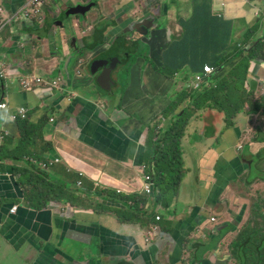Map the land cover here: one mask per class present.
Listing matches in <instances>:
<instances>
[{"label": "crops", "instance_id": "0c3cea01", "mask_svg": "<svg viewBox=\"0 0 264 264\" xmlns=\"http://www.w3.org/2000/svg\"><path fill=\"white\" fill-rule=\"evenodd\" d=\"M28 1L0 0V68L7 72L3 100L8 104L3 119L21 107L29 109L35 123L50 117L44 133L54 148L46 156L48 160L58 158L59 163L44 172L65 187L64 195L74 202L36 210L27 203L19 174L14 172L18 161L0 157V264H211V260L225 264L224 247L232 252L235 242L244 239L251 245L254 233L264 234V218L259 217H264V211L258 214L250 207L251 195L245 187L242 191L240 183L241 179L246 183L253 160L264 152V143L245 140L248 134L242 126L250 115L239 117L240 130L227 133L216 112L196 115L201 120L191 121L183 140L187 173L180 198L166 207L159 203V194L145 195L143 177L144 169H154L151 163L171 125L163 112L172 102L177 80L161 75L150 84L151 67L140 60L121 96L115 77L105 91L93 75V63L120 46L122 31L144 23L133 20L140 5L151 6L163 17L167 13L170 24L179 26L198 15L199 9L204 11L198 4H210L221 18L223 12L226 18L235 19L240 29L244 21V27L257 25L264 0H192L190 4L179 0H45L41 17L15 18ZM78 7L88 9L67 15ZM179 30L184 32L180 26ZM240 30L241 37L248 31ZM157 51L152 49V55L159 56ZM89 53L94 60L88 64ZM116 65L118 74L122 68ZM24 76L50 81L26 92L21 88ZM256 79L260 94L254 91L260 98L264 59L249 78ZM58 80L60 88L50 84ZM4 120L0 122V149L6 134L13 140L8 145L11 150L22 133L17 122ZM149 143L151 155L145 154ZM19 166H28V160ZM239 170L244 178L236 177ZM113 195L140 196L147 199V205L137 210L133 202L113 201ZM116 209L139 217L122 222ZM236 261L230 264H240ZM258 261L264 264V259Z\"/></svg>", "mask_w": 264, "mask_h": 264}, {"label": "trees", "instance_id": "16d2710c", "mask_svg": "<svg viewBox=\"0 0 264 264\" xmlns=\"http://www.w3.org/2000/svg\"><path fill=\"white\" fill-rule=\"evenodd\" d=\"M181 3H192V0H179ZM257 1V0H253ZM194 4L196 2L194 1ZM203 6L205 9L198 10V15L192 16L191 20L186 23H181L184 28L183 34L173 41L165 48H163L159 55L162 59L160 68L157 66L159 63L153 62L148 57V63L155 65L156 69L161 72L169 80L174 78L180 73H186L185 80L177 79L176 87H180L179 91L175 90L170 95L171 104L168 109L163 113V117L170 120L171 125L167 131L166 137L163 141V146L160 151H157L158 157L152 161L155 171V182L159 190L158 201L166 207H170L172 203L178 198L181 186L187 169L185 168L183 140L186 137L188 128L192 119L200 112L218 111L225 115V121L228 123V128L234 127V120L238 114L244 113L249 107L250 112L261 109V106L252 102L253 94L246 88L248 85L249 74L252 61L256 59H264V56L258 55L257 51H262L263 46L258 45L255 48L248 50L251 43L257 37L259 24L256 27L248 28L242 26V30L250 29L246 32L245 36L241 37V30L238 28L236 20L226 18L222 12L221 18L218 13L212 11V5L198 4L197 7ZM185 6H181L184 10ZM245 22V21H244ZM247 24V23H246ZM50 31V30H49ZM96 44H103L100 41H94ZM124 40L120 41L119 47H112L106 56L101 59L117 61L118 59H128L125 67V72L121 75V85L123 93L127 91L130 85L131 71L134 62L126 57V53H141V49L133 51L132 49H125ZM135 59V56H133ZM249 60L248 67L244 71L238 69L243 66L245 61ZM118 62V61H117ZM205 67H212L216 73L210 77L204 75ZM231 69L225 76L220 74ZM202 75L204 81L209 83V86L199 92L196 91L195 86H189L190 78ZM4 81L0 78V100L4 95ZM6 82V81H5ZM191 88V90H190ZM190 90V91H189ZM197 93V94H196ZM196 95V96H194ZM182 105L188 107L179 115H175ZM2 113L0 112V119ZM197 119L201 120L200 117ZM48 118H43L38 123L29 119H19L18 125L22 133V138L19 144L11 149L8 147L12 143L10 136L5 137V144L1 147L0 155L3 159H12L13 161L22 162L24 160H40L48 163L47 152L54 148L51 142H46L45 139V126L48 124ZM259 143H264V137L259 138ZM152 146L149 143L146 146L145 154L151 155ZM154 149V146H153ZM264 152L258 155L253 162L255 165L248 172L246 178L247 184H252L255 178H251L259 164H263ZM255 167V168H254ZM254 168V169H253ZM252 171V172H251ZM14 172L19 174V183L25 191L26 201L29 205L36 210H48L54 203L57 204H72L73 198L65 194V187L57 182H53L51 176L39 171L38 169H30L28 166L14 165ZM113 200L117 202L122 200L125 202H133L140 210L141 204L147 205V199L140 196H130L121 198L118 195H113ZM261 205L257 203L254 209L259 214L261 212ZM101 209L109 210L105 207ZM114 213L122 222H132L134 216L138 213L130 212L128 210L116 209ZM263 219V215L259 216ZM255 243L258 241L260 233H254ZM264 237V235H262ZM252 245L244 242V239L235 242L232 246L233 257L240 260L242 256L246 257V264H263L262 262L254 261L249 257L248 250H253ZM264 247V242H258V249ZM264 251V250H263ZM260 257H263L262 255ZM258 257V258H260ZM240 258V259H239Z\"/></svg>", "mask_w": 264, "mask_h": 264}, {"label": "rangeland", "instance_id": "374dc122", "mask_svg": "<svg viewBox=\"0 0 264 264\" xmlns=\"http://www.w3.org/2000/svg\"><path fill=\"white\" fill-rule=\"evenodd\" d=\"M135 12H137V14L133 17L134 22L140 21V20H142V19H144V18H146L148 16H151V15H153L154 18H155V15L157 16L155 18L154 31L156 32V35L159 38H162L164 35H167V37L170 39V38L178 37L180 35V32L177 30V29H179L177 23L176 24L174 23V27H173L174 30H171L172 27L170 26L169 15L167 13H165V15L163 17L162 13L159 15V11L158 10L153 9L151 6L148 7V9H147V8L144 7V5L143 6H141V5L138 6L137 10ZM152 21H154V20H152ZM240 24H241L240 25V29H241L242 26L245 25V23L241 22ZM137 26L138 27H135V29L140 31L142 29V26L140 24H138ZM247 26H248V24H247ZM247 26H245V27H247ZM242 33H244V32H242ZM262 46H263V50L262 51H260V50L257 51L259 53L258 55H261V56L263 55V52H264V44ZM158 57L159 56H156V61L159 63ZM87 60H88V64H89L90 61L94 60V56L91 53H89V56H88ZM110 60L112 61V64H111V66L108 69L103 67V69H100V70H98L97 72H95L93 74L95 76L94 79L96 80V83L98 85H107L109 83L110 84L112 83L111 81L109 82L107 80V77L110 75V71L109 70H111V79H112V77H115L116 80L118 78V74L116 73V71H117V65L116 64L118 62H115V60H113V58L110 59ZM249 62H250L249 60L245 61L244 64H242L243 66H241L238 70L239 71H244L245 67L246 66L248 67ZM88 64H87V62H85V64H84V69L85 70H86V67L88 66ZM149 66L151 67L150 71H149V81H150V84H151V83H153L155 81H158V78L162 74H161L160 71H158V68L156 69L155 65L149 64L148 67ZM104 76H106V80L104 79ZM162 76H164V75H162ZM176 77H177V79L185 80V78L187 76H186V73L183 72L180 75H177ZM176 77L174 79H176ZM192 79H193V77H191L190 81H187V82L190 83L192 81ZM98 80H100L102 83H99ZM254 83L258 84V80L257 79L254 80ZM44 84H46V82ZM60 87H61V83L59 82V85H58L57 88H60ZM253 87H254L253 83L252 82L250 83V81H249L248 82V86H247L248 90L252 92ZM21 88H23L26 92L30 91V90H28V89H26V88H24L22 86H21ZM177 90L179 91L178 87H177ZM190 90H191V88H190ZM201 93H202V91H201ZM201 93H199V96L201 95ZM194 96H196V95H194ZM261 99H262V97L260 98L259 102L261 101ZM252 102L255 103V104L258 103V102H256V99L254 97H253ZM210 113L211 112H209L208 115H210ZM256 114H257L256 110L253 111L252 118H251V124L248 123V124L242 126L243 132L248 134L245 137V140H250L252 142H256L257 140H259V138L264 137V118L258 117V116H256ZM217 115H219V114H217ZM199 129H203V131H204L206 129V127L199 126ZM249 130L251 132H248ZM153 173H155L154 170H153ZM242 174L243 173L239 170V172L236 173V177L237 178H240V177L244 178V175H242ZM247 175H248V173H247ZM255 177H256V180H254V182L252 184L245 183L244 179H241V182L240 181L239 182L243 186V190L242 191H244V187H245V189L247 191V194L251 195V198L249 199V200H251V203L253 205H256L257 203H259V205H261V207H260L261 210L264 211V163L263 164H259L258 170L255 171V173L252 175L251 178H255ZM239 182H235V186H237ZM236 192L238 193L237 190H236ZM258 242H263V241L260 238H258V241L253 245L254 250H252V255L254 253H256V251L258 250ZM242 257H244V255ZM244 258H246V257H244Z\"/></svg>", "mask_w": 264, "mask_h": 264}, {"label": "flooded vegetation", "instance_id": "af4514ba", "mask_svg": "<svg viewBox=\"0 0 264 264\" xmlns=\"http://www.w3.org/2000/svg\"><path fill=\"white\" fill-rule=\"evenodd\" d=\"M152 16V17H151ZM151 16H148V17H146V18H144V19H142V21L144 22V23H142V24H140L141 26H142V29L140 30V31H138L137 29H135V27H138L136 24H134L133 26H129L128 28H127V31H123V33L121 34L122 35V37H121V40H124V44H123V46H124V48L125 49H132L133 51H136V50H138V49H141V53L139 54V53H132V52H128V53H126V57L127 58H130L131 57V60L134 62V66L140 61V60H142V62L144 63V65H145V63L147 64L145 67H147L148 65H149V63H148V57L153 61V62H156V63H158L157 61H156V55H152V49L154 50H158L157 51V54L158 55H161L162 53H160V51L163 49V48H165V47H167L172 41H173V39H175V38H179L182 34H183V32L181 31V30H179V29H177L179 32H180V35L178 36V37H175V38H168L167 37V35H164L162 38H159L157 35H156V32L154 31V24H155V18L157 17L156 15H155V18L153 17V15H151ZM152 20H154V21H152ZM170 26L172 27V29L171 30H174L173 29V25H171L170 24ZM179 26L180 27H182L183 28V26L181 25V24H179ZM178 26V27H179ZM183 30H184V28H183ZM132 55L133 56H135V59H133V57H132ZM121 60V59H120ZM127 60L128 59H122L120 62H119V68L121 69V70H119V72H118V78H117V80H116V78H115V82H116V89L118 88L119 90L118 91H120V95L121 96H124V94L127 92H124L123 93V91H122V85H121V75H122V73L123 72H125V67H126V64H127ZM158 60H159V67L162 65V59L160 58V57H158ZM133 66V67H134ZM133 67H132V69H133ZM116 73H117V71H116ZM131 77H132V71H131ZM130 83H131V78H130ZM130 86V85H129ZM129 88V87H128ZM128 90V89H127ZM168 109V108H167ZM167 109H165L164 110V112L167 110ZM163 112V113H164ZM214 112H216L217 114H219L218 116H220V117H222V120H223V123L225 124V130H224V133H227V132H229V131H232V130H234V129H239L240 130V127H239V123H238V119H239V117L240 116H246V114H244V113H241V114H238V117L234 120V127H230V128H228V123L225 121V115L224 114H222V113H220V112H218V111H214ZM133 117H135V116H133ZM196 118V116L192 119V120H194ZM245 120H246V123L248 124V123H251V119H249V118H245ZM195 121H200L199 119H197L196 118V120ZM235 131V130H234ZM241 151H243V152H245L246 151V146L245 145H242V148H241ZM28 203V202H27ZM250 205V207L252 208V209H254V206L252 207V205H251V203L249 204ZM260 239L264 242V237L262 236V235H264V234H261L260 233ZM255 244V242H252V248H254L253 247V245ZM208 249H206V251H207ZM254 250V249H253ZM264 247L263 248H259L257 251H256V253H254L253 255H252V250H248V253L250 254L249 255V257L251 258V259H253L254 261H257V262H261V261H258L260 258L261 259H264ZM205 251V252H206ZM204 252V253H205ZM203 253V254H204ZM233 251L231 252V251H229L226 247H224L223 248V251H222V255H223V258H224V260H225V264H230L233 260H235L236 261V259L233 257ZM263 256V257H260V256ZM202 257H203V255H202ZM258 257H260V258H258ZM240 259V258H239ZM245 261H246V258H244V257H242L240 260H237L236 262H238V263H240V264H246L245 263ZM263 262V261H262ZM211 264H213L212 263V260H211V262H210Z\"/></svg>", "mask_w": 264, "mask_h": 264}, {"label": "clouds", "instance_id": "9594fccd", "mask_svg": "<svg viewBox=\"0 0 264 264\" xmlns=\"http://www.w3.org/2000/svg\"><path fill=\"white\" fill-rule=\"evenodd\" d=\"M30 1V0H29ZM29 1L27 2V4H26V6L25 7H22L20 10H19V12H17L16 14H15V18H17V17H19V16H21V15H24V16H26L27 18H35V17H41V15H42V13H43V6H44V1H43V5H42V7H41V12L39 13V14H37V15H34V14H27L26 12H25V10H26V8H27V6H28V3H29ZM251 1H253V0H251ZM258 1V0H257ZM3 12V9L2 8H0V13H2ZM38 17V18H39ZM257 25L259 24V29H258V34H257V37H256V39H255V41L253 42V43H251V45H250V47H252V45H254L252 48H255L256 46H258V45H263L264 44V10L261 12V15H259V17H257ZM257 25H255L254 27H256ZM250 29H248V31H249ZM247 31V32H248ZM249 47V48H250ZM248 48V49H249ZM262 56H264V52H263V55ZM263 60L262 59H256L255 61H252V63H251V69H250V74H249V78H250V76L251 75H253L254 73H255V69H256V66H257V64L258 63H260V62H262ZM118 64H119V62H118ZM2 73H4V76H2ZM6 75H7V72H5V69L4 68H0V78L1 79H3L4 80V78H6ZM32 77H35V76H32ZM26 78H29V76H24V77H22V81H23V79H26ZM47 80V79H46ZM194 79H192V81L189 83V86H192V85H194V81H193ZM47 81H50V80H47ZM250 81V83L252 82L253 83V85H254V87H253V90H252V92L251 91H249L248 90V88H247V86L248 85H246V88H247V90L249 91V92H251L254 96V98L256 99V102H258V103H256V104H258V105H260L261 106V109H259V111L257 112V114H256V116H258V117H261V118H264V100L262 101H260L259 102V100H260V98L261 97H263L264 98V94H263V96L262 95H260L261 97L260 98H257L256 97V95H255V92H254V89L256 90V93H258V94H260L259 93V87L261 86V85H258V84H255L252 80H248V82ZM208 84V82H206L203 86H201V88L200 89H198V90H196L197 92H199V93H201V91H202V89L206 86ZM37 86H46V84H42V85H34L33 87H32V89H29V90H35L36 88H37ZM209 86V85H208ZM25 88V87H24ZM3 97H4V95H3ZM3 104H6V108H1L0 107V112L2 113V116H1V119H0V122L1 121H3L4 119V116H5V114H4V112L3 111H5V110H8V104H7V102H4V100H3V98L0 100V105H3ZM182 107H185V109L188 107V105H182L179 109H178V111L176 112V114L175 115H179L178 114V112H179V110L182 108ZM21 108H23V107H21ZM21 108L17 111V112H15V113H13L9 118H7V119H5L4 121L5 122H9V121H14V122H17L18 123V120L19 119H29L30 118V116H29V109L27 108V107H25V108H27V117L26 118H24V117H22V116H18L17 117V119H13V116L14 115H19V111L21 110ZM184 109V110H185ZM183 110V111H184ZM182 111V112H183ZM181 112V113H182ZM180 113V114H181ZM253 113V112H252ZM252 113L250 112V108L248 107L247 109H246V111L244 112V114H247V115H250L251 116V118H252ZM46 117H48V118H50L48 115L46 116ZM172 119V118H171ZM170 119V120H171ZM31 120V119H30ZM52 121H55V119H52ZM191 124V123H190ZM191 127V126H190ZM189 127V128H190ZM6 135V134H5ZM4 139H5V137H4ZM12 139V138H11ZM5 144V143H4ZM3 144V145H4ZM19 144V143H18ZM2 145V146H3ZM183 149H184V157H185V147H183ZM47 157V156H46ZM6 160H11V159H6ZM58 160V161H57ZM12 161V160H11ZM30 161H31V164H30ZM47 161H48V163H46V162H43V161H40V160H35V159H32V160H28V163H29V168L30 169H38L39 171H42V172H44V171H47L48 169H50L52 166H54L56 163H59V159L58 158H56V159H47ZM12 162H16V161H12ZM44 164H48V167H45L44 166ZM18 165H19V162H18ZM41 168H42V170H41ZM145 170V175L144 176H146V175H151L153 178H154V193H153V195H151V196H154L155 195V193L156 194H159V190L157 189V186H156V182H155V173H153V170L154 169H151V170H146V169H144ZM16 173V172H15ZM45 173V172H44ZM17 174V173H16ZM47 174V173H46ZM48 175H49V173H48ZM50 176V175H49ZM143 180H144V177H143ZM183 184V183H182ZM80 185H82V183H80ZM22 187V186H21ZM182 187V186H181ZM22 189H23V187H22ZM23 191H24V189H23ZM180 192H181V190H180ZM24 193H25V191H24ZM180 195V194H179ZM148 196V195H147ZM150 196V197H151ZM26 197V196H25ZM180 197L178 196V198L177 199H179ZM176 199V200H177ZM173 204V203H172Z\"/></svg>", "mask_w": 264, "mask_h": 264}, {"label": "built area", "instance_id": "2783aa9c", "mask_svg": "<svg viewBox=\"0 0 264 264\" xmlns=\"http://www.w3.org/2000/svg\"><path fill=\"white\" fill-rule=\"evenodd\" d=\"M43 1L44 0H30L28 3V6L25 10V12L29 15V14H34L37 15L41 12V7L43 5ZM216 73V70L212 67H205V72L204 75L206 77H210L212 75H214ZM2 76H4V73H2ZM46 82V84L49 83V81H47L45 78H40V77H29L26 79H23L22 81V85L26 88V89H32V87L34 85H42ZM60 80L58 81H51V85L55 88L58 87ZM206 83V81H204L202 75H199L197 77H194V86L195 89L198 90L201 88V86H203ZM1 108H6V104L0 105ZM18 116H22L24 118L27 117V108L23 107L21 108V110L19 111V115H14L13 119H17ZM58 161V160H57ZM45 167H48V164H44ZM144 193L145 195L151 196L154 193V178L151 175H146L144 176ZM17 209V207L13 208V212H15ZM158 221H161V218L157 219ZM213 223H215L216 219L212 220Z\"/></svg>", "mask_w": 264, "mask_h": 264}, {"label": "water", "instance_id": "95a60500", "mask_svg": "<svg viewBox=\"0 0 264 264\" xmlns=\"http://www.w3.org/2000/svg\"><path fill=\"white\" fill-rule=\"evenodd\" d=\"M90 5H92V4H90ZM88 8H85V7H78V8H74V9H70L69 10V14H67L68 16H72V15H76V14H80V13H83V12H85L86 10H87ZM123 32V31H122ZM254 45H252V47H253ZM252 47H250L248 50H251V48ZM84 50L86 49V46H84V47H82ZM91 49V48H90ZM106 54H108V53H106ZM106 54L105 55H103V56H106ZM102 57H100V58H98L94 63H93V67H94V73L95 72H97L98 70H100V69H103V67H107V68H109L110 66H111V64H112V61L111 60H104V59H101ZM118 62H120L121 60H117ZM117 61H115V62H117ZM230 70L231 69H227V70H225V71H223L221 74H220V76H225V75H227L228 74V72H230ZM110 71V75L107 77V80L110 82L111 81V70H109ZM104 79L106 80V76H104ZM109 85H111L110 83L109 84H107V85H104V87H103V90H105V91H107V89H109ZM209 85V83L205 86V87H207ZM112 86V85H111ZM17 186H18V184H16Z\"/></svg>", "mask_w": 264, "mask_h": 264}]
</instances>
